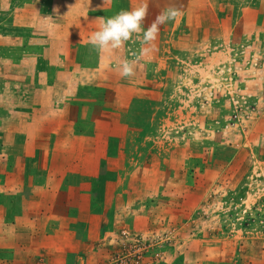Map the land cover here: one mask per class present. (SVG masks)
<instances>
[{"label":"rangeland","instance_id":"rangeland-1","mask_svg":"<svg viewBox=\"0 0 264 264\" xmlns=\"http://www.w3.org/2000/svg\"><path fill=\"white\" fill-rule=\"evenodd\" d=\"M0 264H264V0H0Z\"/></svg>","mask_w":264,"mask_h":264},{"label":"clouds","instance_id":"clouds-1","mask_svg":"<svg viewBox=\"0 0 264 264\" xmlns=\"http://www.w3.org/2000/svg\"><path fill=\"white\" fill-rule=\"evenodd\" d=\"M179 9L170 5L156 16L155 20L145 29L144 20L148 13V6L141 5L132 10H123L114 16L101 21L100 27L89 37V44L97 50L123 48L133 36L141 37L143 43L153 42L162 25L174 20ZM114 67L123 78L135 76V63L128 59H120L114 62Z\"/></svg>","mask_w":264,"mask_h":264}]
</instances>
